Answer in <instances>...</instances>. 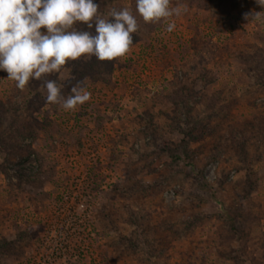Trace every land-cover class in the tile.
I'll list each match as a JSON object with an SVG mask.
<instances>
[{
  "label": "rangeland",
  "instance_id": "374dc122",
  "mask_svg": "<svg viewBox=\"0 0 264 264\" xmlns=\"http://www.w3.org/2000/svg\"><path fill=\"white\" fill-rule=\"evenodd\" d=\"M172 3L174 31L137 14L126 58L47 77L75 111L0 70V264H264V7Z\"/></svg>",
  "mask_w": 264,
  "mask_h": 264
},
{
  "label": "clouds",
  "instance_id": "9594fccd",
  "mask_svg": "<svg viewBox=\"0 0 264 264\" xmlns=\"http://www.w3.org/2000/svg\"><path fill=\"white\" fill-rule=\"evenodd\" d=\"M256 2L264 7V0ZM99 9L93 0H0V70L21 91L31 80L42 81L46 103L75 111L91 99L83 82L77 81L65 97L64 85L47 77L82 58H126L132 51V34L140 29L137 14L145 24L164 23L165 30L172 32L173 17L188 11L187 5L173 6L172 0H135L136 14L128 6L114 7L106 15ZM245 19L264 23V12L246 13ZM79 23L88 29L94 23L96 34L78 30Z\"/></svg>",
  "mask_w": 264,
  "mask_h": 264
}]
</instances>
